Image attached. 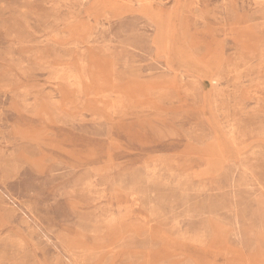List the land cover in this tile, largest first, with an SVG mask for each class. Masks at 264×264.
<instances>
[{
    "label": "rangeland",
    "instance_id": "rangeland-1",
    "mask_svg": "<svg viewBox=\"0 0 264 264\" xmlns=\"http://www.w3.org/2000/svg\"><path fill=\"white\" fill-rule=\"evenodd\" d=\"M110 1L0 0V264H264V0Z\"/></svg>",
    "mask_w": 264,
    "mask_h": 264
},
{
    "label": "bare ground",
    "instance_id": "bare-ground-1",
    "mask_svg": "<svg viewBox=\"0 0 264 264\" xmlns=\"http://www.w3.org/2000/svg\"><path fill=\"white\" fill-rule=\"evenodd\" d=\"M102 2V0H100ZM116 0L110 1L107 4L109 5L110 10L113 9V7L116 5ZM97 6H100L101 3ZM186 7L188 8V5L185 4V9ZM109 9H105L104 11H102L101 16H105V13L109 11ZM175 9V8H173ZM140 12L142 17H146L148 19H151L153 21H155L156 23V32L153 34L154 35V44H155V49L157 53H161L160 50H165L167 45H168V39H169V35L167 34L168 32V27H169V31L171 32V25H169L168 21L165 20V17H163L161 14L159 15V6L155 5V3H153L150 0H144V2L141 3L140 5ZM186 15L190 14V11L187 10V12H185ZM156 17V18H155ZM177 20V19H176ZM172 38V37H171ZM156 39H158L159 42V49H158V45L156 43ZM208 159V158H207ZM203 176V175H202Z\"/></svg>",
    "mask_w": 264,
    "mask_h": 264
},
{
    "label": "crops",
    "instance_id": "crops-1",
    "mask_svg": "<svg viewBox=\"0 0 264 264\" xmlns=\"http://www.w3.org/2000/svg\"><path fill=\"white\" fill-rule=\"evenodd\" d=\"M156 43H157V45H158V49H159V42H158V39H156Z\"/></svg>",
    "mask_w": 264,
    "mask_h": 264
}]
</instances>
